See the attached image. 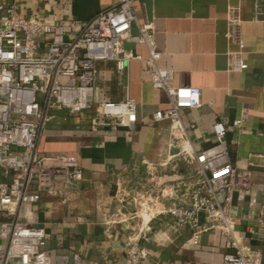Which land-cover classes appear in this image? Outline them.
Instances as JSON below:
<instances>
[{
    "label": "crops",
    "instance_id": "1",
    "mask_svg": "<svg viewBox=\"0 0 264 264\" xmlns=\"http://www.w3.org/2000/svg\"><path fill=\"white\" fill-rule=\"evenodd\" d=\"M113 3L16 0L21 15L62 24L69 36ZM233 8L238 10L235 18ZM133 11L139 26L150 24L155 31L158 67L172 72L175 87L199 92L198 106L180 112L188 146L181 149L172 139L168 121L154 120L156 113L168 108L167 97L152 88L145 65L131 61L120 82L127 85L137 105L136 129L130 139L121 130L92 133L89 113L69 117L59 130H47L40 141L41 152L75 154L83 182L67 201L44 197L23 214L29 226L45 230L53 255L74 250L84 264H128V239L148 246L142 264H226L220 232L204 234L200 244L193 246L189 230H175L172 220L160 212L188 204L191 194L200 189L191 157L216 144L212 130L216 123L225 128L232 166L252 171L264 183V171L257 168L258 157L264 156V0H138ZM235 29L242 49L234 39ZM137 36L134 25L125 48L144 55ZM236 54L247 66L245 71L233 64ZM120 83L113 64L99 66L101 96L121 99ZM236 121L239 128L233 125ZM131 199L145 201L146 215L133 214ZM249 200L236 192L232 214L254 218ZM247 227L237 223L242 233Z\"/></svg>",
    "mask_w": 264,
    "mask_h": 264
},
{
    "label": "built area",
    "instance_id": "2",
    "mask_svg": "<svg viewBox=\"0 0 264 264\" xmlns=\"http://www.w3.org/2000/svg\"><path fill=\"white\" fill-rule=\"evenodd\" d=\"M137 1L115 0L69 36L62 24L26 17L18 12L16 0H0V264H84L74 250L53 255L45 230L29 226L23 213L44 197L67 201L83 182L75 154L41 152L40 141L47 130H59L69 117L89 113L92 133L121 130L130 139L136 129L137 105L127 85L120 82L131 61L142 62L152 88L167 97L168 108L156 113L154 120L168 121L172 139L181 149L188 146L180 112L198 106L199 92L175 87L172 72L158 67L155 31L150 24H137L133 11ZM237 12L233 8L231 16L235 18ZM134 25L136 44L144 55L125 48ZM233 35L242 49L239 30ZM105 63L114 65L121 99L100 95L99 66ZM233 64L238 70L247 69L240 54L233 57ZM233 125L239 128L240 122ZM212 130L216 144L191 157L200 189L191 194L188 204L160 213L172 220L175 230L188 229L193 246L200 244L204 234L220 232L226 264H264L263 180L252 171L233 167L224 126L216 123ZM258 159L255 167L264 171V156ZM239 191L250 198L254 218L232 214ZM238 222L248 224L246 233L238 230ZM127 242V263L145 262L148 246Z\"/></svg>",
    "mask_w": 264,
    "mask_h": 264
},
{
    "label": "rangeland",
    "instance_id": "3",
    "mask_svg": "<svg viewBox=\"0 0 264 264\" xmlns=\"http://www.w3.org/2000/svg\"><path fill=\"white\" fill-rule=\"evenodd\" d=\"M131 202H132V199H131ZM133 203V202H132ZM143 202H135L133 203V214L136 213V214H141V215H146L147 211H146V206H142L144 205V203L142 204ZM146 219V217H144Z\"/></svg>",
    "mask_w": 264,
    "mask_h": 264
}]
</instances>
